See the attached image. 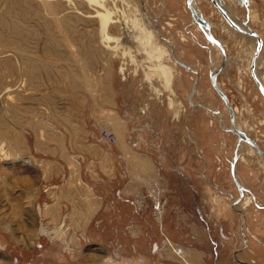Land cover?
Masks as SVG:
<instances>
[{
  "label": "rangeland",
  "instance_id": "obj_1",
  "mask_svg": "<svg viewBox=\"0 0 264 264\" xmlns=\"http://www.w3.org/2000/svg\"><path fill=\"white\" fill-rule=\"evenodd\" d=\"M185 1L0 0V264H186L168 241L184 248L188 264H264V158L228 130V109L210 82L222 53ZM221 1L226 8L236 0ZM193 2L225 48L215 81L236 126L264 150V96L251 73L258 43L247 27L237 33L229 26L211 0ZM229 11L243 20V12ZM260 12L254 73L264 90ZM71 55L100 59V74L114 68L125 127L110 132L115 139L125 132L151 157L156 180L123 199L128 176L95 179L103 207L88 233L71 227L61 234L65 217L49 237L41 228L56 226L40 217V205L66 186L45 178L32 132L19 130L45 109L49 114L45 101L61 97L59 83L44 82L43 74ZM82 199L77 204L76 197L78 207L92 197ZM69 210L65 203L63 213ZM74 212L85 221L72 205ZM98 226L101 235L93 234Z\"/></svg>",
  "mask_w": 264,
  "mask_h": 264
},
{
  "label": "crops",
  "instance_id": "obj_2",
  "mask_svg": "<svg viewBox=\"0 0 264 264\" xmlns=\"http://www.w3.org/2000/svg\"><path fill=\"white\" fill-rule=\"evenodd\" d=\"M226 9L243 12V20L239 21L229 11L236 24L250 27L263 41V26L254 25V19L262 14L260 11L264 10V0H236L233 7L229 5ZM100 63V59L71 55L57 63L55 68L51 67L43 74V79L44 82L50 80L51 83H59L61 97L44 102L49 107V114L45 109L43 118L27 119L20 126L19 135L23 134L21 127L29 134L32 132V146L43 154L41 160L47 170L45 178L55 180L57 183L50 182L55 187L66 186L65 194H58V189H55L53 194L46 195L50 200H45L40 205V217L48 226H56L53 231L47 230L49 234L58 232L65 217L69 224L61 234H70L71 227H83V233H88L89 220L103 207V198L96 193L95 179L111 182L128 176L127 183L122 188L123 199L135 188L137 191L141 190V186L147 181L154 183L156 180L155 164L151 157L138 150L135 142L126 139L125 132L114 142L100 136L101 131H122L125 127L122 115L117 110L114 68L111 71L104 69L100 74L97 70ZM41 136L46 138L45 143L40 141ZM89 190L92 195H89ZM83 195L92 197V200H85L78 207V202L83 201ZM36 199L37 197L35 201ZM65 203L70 209L67 214L63 213ZM72 205L77 210H83L80 218L84 216L85 221H88L86 225L83 218L79 221L74 215L76 210L72 214ZM78 230L74 232L77 233ZM93 234L101 235L103 232L98 226ZM168 243L176 255L183 261L186 260L183 247Z\"/></svg>",
  "mask_w": 264,
  "mask_h": 264
},
{
  "label": "water",
  "instance_id": "obj_3",
  "mask_svg": "<svg viewBox=\"0 0 264 264\" xmlns=\"http://www.w3.org/2000/svg\"><path fill=\"white\" fill-rule=\"evenodd\" d=\"M211 2L215 6V8L218 10V12L221 14V16L227 21V23L231 27H233L234 29L239 30V27L231 20V18L229 17V15L225 11V9L220 5L219 0H211ZM185 3H186L187 8L190 11V14H191L193 20L195 21V23H197L199 28L203 31V34L205 35V37L208 38L212 43L217 45V47L220 49V51H221V53L223 55V59H222L221 64L219 65V67L216 68L210 74V82H211V85L213 86V88L219 94V96L223 99L224 104H225L226 108L228 109L229 121H230V128L228 130L230 132L234 133L235 135H237V137H238V139L240 141H243V142L247 143L253 149V151L255 153H257L258 155H260V156H262L264 158V150L259 146V144L256 142V140L253 139L252 137H250L249 135H247V133L244 130L238 129L237 126L235 125L233 107L231 106L227 95L217 86V83L215 81V77L223 69V67L225 66V63L227 61V56L225 54L224 47L222 46L221 42L213 35L209 22L206 21L203 16L198 14L197 10L195 9V7H193V5H192L193 0H186ZM247 29H248L249 35L254 36L256 38L257 43H258L257 51L253 54V57L251 59V73L253 75V79H254L257 87L259 88V90L264 95L263 88H262L259 80L257 79V77L254 75L255 59H256V57L258 55L257 52H258V50L261 47V39H260V36L255 31H253L250 27H247ZM155 31L157 32V29H155ZM171 57L177 63L182 65L184 68L190 69V67L187 64H185V63L179 61L177 58H175L173 53H171ZM194 90H195V84H194V86L192 88V93H191L190 97L193 95Z\"/></svg>",
  "mask_w": 264,
  "mask_h": 264
},
{
  "label": "bare ground",
  "instance_id": "obj_4",
  "mask_svg": "<svg viewBox=\"0 0 264 264\" xmlns=\"http://www.w3.org/2000/svg\"><path fill=\"white\" fill-rule=\"evenodd\" d=\"M221 0H219V3H220V5L225 9V11L227 12V14L229 15V17L231 18V16H230V13H229V11L225 8V6L224 5H222L221 4ZM194 3V2H193ZM193 3H192V5H193ZM193 7H194V5H193ZM198 13V12H197ZM232 20V19H231ZM233 21V20H232ZM234 22V21H233ZM235 23V22H234ZM236 24V23H235ZM240 25H237V26H239V30H236V31H239V32H242V31H244L245 30V28L244 27H242L243 25L241 24V23H239ZM230 26V25H229ZM247 27V26H246ZM246 30L248 31V29L246 28ZM249 34V33H248ZM256 39V38H255ZM222 44V43H221ZM223 46V45H222ZM224 47V46H223ZM225 49V48H224ZM260 49H261V47H260ZM225 54H226V51H225ZM226 56H227V54H226ZM257 58V57H256ZM222 59H223V55H222ZM255 61H256V59H255ZM191 69V68H190ZM255 69V68H254ZM254 75H255V73H254ZM263 88V87H262ZM263 92H264V90H263ZM264 96V95H263ZM236 124V123H235ZM237 125V124H236ZM239 129L241 130V128L239 127ZM241 142H243V141H241ZM245 143V142H244ZM243 143V144H244ZM247 144V143H246ZM248 145V144H247ZM249 146V145H248ZM250 147V146H249ZM251 148V147H250ZM251 150L253 151V149L251 148ZM257 154V153H256ZM258 155V154H257ZM160 207V205H158V208Z\"/></svg>",
  "mask_w": 264,
  "mask_h": 264
},
{
  "label": "built area",
  "instance_id": "obj_5",
  "mask_svg": "<svg viewBox=\"0 0 264 264\" xmlns=\"http://www.w3.org/2000/svg\"><path fill=\"white\" fill-rule=\"evenodd\" d=\"M100 136H101L102 138L107 139V140L110 141V142H114V141H115V137H114L113 133H111V132H108V131H101V132H100ZM140 203H142V202H140ZM155 203H156V204L154 205V208H155V209H158V205H160V203H159L158 201H156ZM141 206H142V204H141Z\"/></svg>",
  "mask_w": 264,
  "mask_h": 264
},
{
  "label": "flooded vegetation",
  "instance_id": "obj_6",
  "mask_svg": "<svg viewBox=\"0 0 264 264\" xmlns=\"http://www.w3.org/2000/svg\"><path fill=\"white\" fill-rule=\"evenodd\" d=\"M222 3H223V2H222ZM193 5H194V4H193ZM194 7H195V6H194ZM195 9H196V8H195ZM235 125H236V124H235ZM243 143H244V142H243ZM244 144H246V143H244ZM246 145H247V144H246ZM41 230H43L44 232H46V234L49 235V237H51V235L49 234V232L47 231L46 228L42 227ZM184 252H185V250H184ZM181 259H182V258H181ZM184 261H186V260H184ZM186 264H188L187 261H186Z\"/></svg>",
  "mask_w": 264,
  "mask_h": 264
}]
</instances>
